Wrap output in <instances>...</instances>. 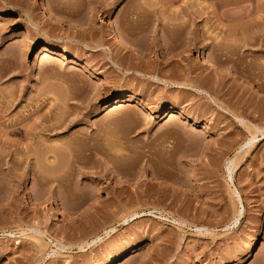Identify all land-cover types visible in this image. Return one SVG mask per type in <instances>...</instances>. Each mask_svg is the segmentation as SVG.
I'll return each mask as SVG.
<instances>
[{"label": "rangeland", "instance_id": "374dc122", "mask_svg": "<svg viewBox=\"0 0 264 264\" xmlns=\"http://www.w3.org/2000/svg\"><path fill=\"white\" fill-rule=\"evenodd\" d=\"M263 31L264 0H0V264H264Z\"/></svg>", "mask_w": 264, "mask_h": 264}, {"label": "bare ground", "instance_id": "6f19581e", "mask_svg": "<svg viewBox=\"0 0 264 264\" xmlns=\"http://www.w3.org/2000/svg\"><path fill=\"white\" fill-rule=\"evenodd\" d=\"M34 4L38 7V10H39V13L40 14H42L45 18H48V19H50L51 21H55V22H68L69 20L65 17V16H61V15H58L57 14V12L55 13L54 11H52V9H49L48 8V6H47V4L45 3V2H41V3H37L36 1H34ZM74 21V20H73ZM34 27V25L30 22V23H27L24 27H23V31H21L20 33H18L19 35H21V34H25V33H28V32H30L31 31V29ZM105 30H106V32L109 34V37L110 38H113V39H115V40H117L119 43H121L122 45H123V47L127 50V51H129V52H131V53H138V48L134 45V43L131 41V40H129L128 38H126L124 35H122L121 33H119L117 30H115V29H107V28H105ZM235 30V29H234ZM236 32V30L234 31V33ZM45 34V33H44ZM261 34V33H260ZM260 37H261V42L262 43H264V31L262 32V35L261 36H259L258 38H259V41H260ZM257 38V39H258ZM246 42V40H244V43ZM29 46L30 47H34V43L33 42H31V43H29ZM43 47H42V49H41V52L42 53H44L45 55H50V54H57L58 56H60L61 58H68V57H66V56H68L67 54L69 53V50L66 48V47H61V48H57L56 46L57 45H54V44H44V45H42ZM161 49V48H160ZM161 53H162V57L163 56H165V57H167V52H165V50L162 48L161 49ZM73 62L74 63H76V64H78V65H80L81 66V69L82 70H88L89 68L91 69V65H90V63H88V62H79L78 61V59H73ZM209 60L208 59H206L205 57H204V59L202 60V63L203 64H206V65H208L209 64ZM215 62V64H218L217 63V61H214ZM224 70V69H223ZM223 72V71H222ZM100 75V74H99ZM176 84V83H175ZM120 97H122V93H119V94H116L113 98H114V100H116V101H120L121 99H120ZM130 99L129 100H131V98H134V95L133 94H131L130 95V97H129ZM147 109H149L148 107H147ZM171 113H172V116L173 115H175V113L176 114H179V115H185L186 114V112L184 111V110H182L181 108L179 109V108H176V107H172V109H171ZM194 120V122H197V120L196 119H193ZM55 130H56V128H55ZM48 134V133H47ZM46 134V135H47ZM44 135V134H43ZM48 137V136H47ZM51 138V137H50ZM49 139V138H48ZM52 153V152H51ZM51 153H50V155H51ZM45 154V153H44ZM54 154V153H53ZM46 155V154H45ZM56 155V154H55ZM55 155H51V157H53V159H52V161H51V159H49L50 158V156L49 157H47L49 160H50V162H51V165H53V163L55 164V162H53L55 159H57V158H55L56 156ZM47 156V155H46ZM55 156V157H54ZM45 159V158H44ZM43 159V160H44ZM48 159H47V161H46V159H45V161L46 162H48ZM47 164V163H46ZM48 164H50L49 162H48ZM107 233H108V231H107ZM106 233V234H107ZM97 237V236H96ZM101 239V238H100ZM84 242V247L86 246V245H88L90 242H88V240H84L83 241ZM60 243V242H59ZM62 244V243H61ZM59 245V244H57L56 243V245H58V246H60V248H61V246H63L62 248H67L68 246L67 245ZM81 245V248L83 247V245L82 244H80ZM79 245V246H80ZM130 252V251H129ZM134 252H135V250H134ZM128 254H130V253H128ZM131 254H133V253H131ZM115 262H118L117 260H115L114 258L113 259H111V260H109V261H107V262H105L104 264H113V263H115Z\"/></svg>", "mask_w": 264, "mask_h": 264}]
</instances>
